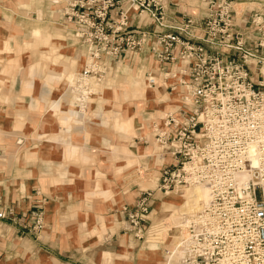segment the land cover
<instances>
[{"label": "built area", "instance_id": "2783aa9c", "mask_svg": "<svg viewBox=\"0 0 264 264\" xmlns=\"http://www.w3.org/2000/svg\"><path fill=\"white\" fill-rule=\"evenodd\" d=\"M168 10L167 0H68L62 22L87 58L72 91L86 107L110 65L154 58L148 86L170 105L140 141L169 162L156 188L139 189L130 230L145 238L156 193L204 187L209 201L183 215L167 264H264V0H207L204 17L182 21ZM139 176L152 180L146 166Z\"/></svg>", "mask_w": 264, "mask_h": 264}, {"label": "rangeland", "instance_id": "374dc122", "mask_svg": "<svg viewBox=\"0 0 264 264\" xmlns=\"http://www.w3.org/2000/svg\"><path fill=\"white\" fill-rule=\"evenodd\" d=\"M172 1L175 4L172 7H180L190 16H198L205 7V4L200 3L199 0ZM41 29L50 36L45 38L44 32H41L39 44L31 45L27 42L25 45L16 44L15 50L9 49L7 54L0 52V110H4L2 115L12 107L11 101L7 98L13 97L18 102L15 106L17 111L11 116L12 120L5 116L1 118L3 124L1 123L0 126V174L13 173L14 179L11 182L0 180V210L7 212L18 210L20 212L18 217L24 216L27 231L38 236L49 229L48 222L53 218L47 209V206H53L54 202H57L51 195L53 193L57 192V197L61 196L62 201L61 203L58 201L59 205L69 202L79 204L78 211H80L73 214V220H77L80 214H86L95 205L107 202L106 206L109 203L110 206L112 205L109 213L114 215L112 219H108L107 230H104L106 223L101 216L99 219L104 231L94 232L89 229L88 234L76 236L77 241H74L73 245L79 251H84L94 242L93 238L103 242L113 234L112 232H115V222L119 215L120 222L123 223V218L125 219L123 226L124 229L126 228V233L133 235V239L139 243V246L136 249L134 245L125 241L122 257L117 256V259L113 261V257L107 256L104 264H117L119 259L129 260L134 252L140 256L144 251L148 258H151L149 261L153 262L152 264H167L166 250L168 248L166 247L173 243L172 237L179 234L176 228L182 227L184 230L181 220L183 215L191 214L195 210L194 197L196 196L188 195L189 191L195 189L185 190L179 194L162 193L165 199L163 209L168 212L162 214L157 220L152 217L151 227L149 226L142 240H139L136 233L130 230L131 224L128 221V212L135 205L133 201L129 202L131 198L127 194L133 192L130 188H134L135 185L143 189L156 188L154 179L159 176L158 166L165 161L157 154L153 146L140 149L134 141L136 129L138 130L140 125L147 126L149 122L151 114L148 111L155 107L157 102L167 101L165 97L160 98L165 94L162 90H154L148 86V75L159 69L158 63L154 58L151 59L144 54H131L119 63L110 65L106 77L98 83L100 87L97 98L89 100L90 115L79 117L72 114L75 113L76 107L71 91L75 78L86 64L85 47L77 37L74 27L67 30L63 25L60 28L62 30H59L52 24H41ZM49 30H55V32ZM34 57L35 59L39 57L38 68L33 64V61H36ZM35 78L39 79L41 84H34L33 89H26L25 85ZM50 80L53 81L50 82ZM138 82L140 85L136 89L135 84L138 85ZM28 87H32V84ZM35 92H41L40 99L37 100L34 96ZM58 102V108L53 109ZM123 110L129 112L133 119V131L130 132L132 135L126 141L123 139L124 136L121 138L122 136L113 127L116 113L123 114L121 113ZM93 112H99L103 116L102 120H109V124L100 126L99 123L102 120L93 117L95 115ZM117 120L120 121L119 118ZM91 123H95L97 127H92ZM116 125L118 126V122ZM59 126L60 129H58ZM84 126L89 127L87 133L81 132ZM55 128L58 130L55 131ZM41 129L44 131L41 132ZM85 134L89 143L90 141L99 143L104 138L107 141L108 152L96 154L84 149L76 151L75 147H68V142H72V145H80L84 141ZM93 135L95 138H92ZM50 141L57 143L62 141L61 143L66 144L61 151L63 158L56 159L62 163L54 167L41 166L43 159L49 160V157L54 159L53 156L58 155L55 148L44 146ZM48 151H51L50 155L46 154H49ZM142 166H146L151 172V182L139 176ZM41 167L48 169L47 171L54 177L48 181H41L40 178L39 182L43 184L41 189L38 187L31 191L27 184L33 177L32 170L41 171ZM86 183L90 185V188L84 191L82 186ZM106 188L112 191L109 196L102 195ZM92 191L95 194H90ZM13 192L18 195L11 196ZM125 198L128 203L124 202ZM19 200H25V203H20ZM10 218L19 220V218L9 217L0 222H6L5 220ZM98 228L95 227V229ZM4 232H6L4 226L0 227V236ZM144 260L148 261L145 258Z\"/></svg>", "mask_w": 264, "mask_h": 264}, {"label": "crops", "instance_id": "0c3cea01", "mask_svg": "<svg viewBox=\"0 0 264 264\" xmlns=\"http://www.w3.org/2000/svg\"><path fill=\"white\" fill-rule=\"evenodd\" d=\"M68 0H0V52L1 54H7L9 52V49L15 50L16 44L25 45L31 44L36 45L41 38V24H52L56 29L62 30L60 28L63 27L62 22V9L66 6ZM200 3L205 4V7L201 10V13L197 16L195 15H189V13L186 10H183L182 8H174L172 5H175L172 0H167L169 4V10L168 14L171 18L177 19L179 21H182L188 17L194 18V19H200L204 17L206 14V2L207 0H199ZM74 26H66L65 28L69 30L70 28H73ZM75 29V27H74ZM76 30V29H75ZM50 31V30H49ZM52 32H55V30H51ZM50 31V32H51ZM44 37L49 38V34H46L44 32ZM39 44V43H38ZM146 57L147 54H144ZM35 59V57H34ZM152 59V58H151ZM32 60V59H31ZM36 61H33V64L38 68V62L39 57L35 59ZM39 76V75H37ZM135 80V78H134ZM53 80H50L52 82ZM20 83L22 81H19ZM28 83V82H27ZM26 84V82H25ZM32 87H28L31 86ZM34 84H41L39 82V79L32 81H29L28 84H26V89H33ZM140 83L138 82V85L135 84L136 89ZM72 98L75 101V107L77 116L79 117H87L90 115V107L89 104L84 109L86 112L84 113L81 111L78 107L77 103V97L74 94L73 91H71ZM34 96L40 99L41 98V92H35ZM98 95L94 96L93 99L97 98ZM161 99L164 98V96L160 97ZM9 101H11V110L8 109L6 111V114L4 113L2 115V111L0 110V126L1 123L3 124V121H1L2 117L5 116L6 118H9L12 120L14 115L16 113V107L18 105V102L15 100V98H7ZM58 103H55L53 109L58 108ZM53 106V105H52ZM168 105L166 106V102L161 100V102H157L156 106L153 107L151 110L148 111L149 114H151V117L158 118L162 111L167 110ZM5 109V108H4ZM11 111V112H10ZM116 113L115 115V121L113 124L114 129L122 136H124V140H128L129 137H131L132 134H130L131 131H133V119L130 117L129 112L126 110ZM71 114V113H70ZM74 114V113H72ZM85 114V116H82ZM93 117L103 119L99 112H93ZM7 115V116H6ZM75 115V114H74ZM117 118L120 119L117 120ZM149 118V119H150ZM45 120V119H44ZM109 120H102L99 125L106 126L109 124ZM118 122V126L116 123ZM10 123V122H9ZM12 124V122H11ZM92 127H97V125L94 123H91ZM89 126V125H88ZM83 127L84 130L81 132L87 133V128L89 127ZM61 127L59 126L58 129ZM55 128V131L58 130ZM75 129V128H74ZM73 129V130H74ZM1 131V130H0ZM14 131V130H11ZM44 131V129H41V132ZM137 134L134 136L135 145L139 146L141 148H148L150 145L143 144L140 140L145 135V133L148 132V127H143L140 125L138 130L136 129ZM75 133V130H74ZM84 141L80 145H72L70 142H68L69 148H74V150L78 149H84L87 151H91V153H106L107 151V144L106 140L103 138L102 141H95L89 143L87 141V135L83 136ZM92 138H95L93 135ZM57 141V140H56ZM56 141H50L44 144L46 147L55 148V150L58 152V155H54L53 158H50L49 160L43 159L41 161L42 165H48V166H56L61 165V161L59 162L56 159L63 158V152L62 147L66 144ZM77 143V142H76ZM46 153L47 155L51 154V151H48ZM54 152V151H53ZM164 162H169L168 158H165ZM43 168H46V166H43ZM48 170V169H47ZM46 169H42L41 171L38 170H32L33 177L29 180V184H27L28 187H30L31 191H34L35 188H40L42 183L41 181H48V179H53V175L51 172L47 171ZM31 177V176H30ZM14 176L13 173H8L6 175L0 174V180H7V181H13ZM35 180V181H34ZM33 181L35 183H33ZM134 186V188H130L132 194H127L131 200L136 203V201L139 198V189L141 187ZM14 188V187H13ZM84 191H87L88 188H90V185L86 183L85 186H82ZM56 190L55 188H53ZM50 190V189H49ZM13 191H16L13 189ZM111 189L106 188L102 192L103 196H109L111 194ZM62 193V192H60ZM88 193V192H87ZM90 194H95V192H90ZM134 194V195H133ZM18 195L16 192L11 193V196ZM52 197L56 198L57 202H54L53 206H47L49 212L53 215V218L48 222L49 229L38 236H35L33 233H30L27 231L28 228L24 225L26 223L24 216L19 218L20 212L18 210H15L14 208V218L19 220H13V218H10V220H5L6 222H0L2 225H0L1 228L6 229V232L2 233L0 236V264H104L105 258L113 257V261L117 259V256L122 257L121 253L124 250L125 241L130 243L131 245H134L137 249L139 246V243L133 239V235H130L126 233V228L124 229V223L125 219L123 218V223L120 222L121 216L117 218V221L115 222V228L112 232L113 234L105 239L103 242H99L100 240H95L93 238V243L90 244V246L86 247V250L79 251L75 245H73L74 241H77L76 236H81L88 234L87 232L92 230L94 232L104 231L107 230V227H109L108 219H112L114 215L109 213L110 203L108 206H106L107 202L101 204L99 203L97 206L89 211H87L86 214H80V216L73 220V214L80 209L79 204H58V201L61 203V196L57 197V192L51 194ZM70 195V194H69ZM72 196H75V194H71ZM126 195V193H124ZM123 195V196H124ZM24 199V198H23ZM126 199V198H125ZM164 197L162 196V193H156L151 201V212L148 216V219L150 220L149 224L153 221L154 218L157 220L162 214L167 213V210H164ZM20 203H25V200H19ZM125 203H128L127 199L124 200ZM132 202V203H133ZM105 204V206H104ZM59 205V206H57ZM66 206V207H65ZM126 206V204L124 205ZM106 207V208H105ZM16 209H18L16 207ZM1 211V210H0ZM17 211V212H16ZM80 211V210H79ZM78 211V212H79ZM16 213V215H15ZM109 213V214H108ZM50 216V215H49ZM101 216L104 217L106 227L104 230L101 228V220L99 219ZM127 217V216H126ZM151 217V218H150ZM153 217V218H152ZM95 227H99L98 229H95ZM101 228V229H100ZM90 229V230H89ZM109 229V228H108ZM109 231V230H108ZM107 231V232H108ZM110 231H113L110 229ZM89 236V235H86ZM89 239V238H88ZM87 239V241H88ZM92 241V240H91ZM90 241V242H91ZM172 244L169 246L171 248ZM167 250H169L170 248ZM135 249V251H136ZM166 250V251H167ZM151 252V251H150ZM120 254V255H119ZM142 255V256H141ZM139 256V254H136V252L133 253L131 258L129 260L119 259L117 261V264H152L153 262L149 261L148 255H146V251L142 252ZM156 256V255H155ZM145 259L148 261L146 262ZM151 259V258H150ZM155 260H157L155 258Z\"/></svg>", "mask_w": 264, "mask_h": 264}, {"label": "bare ground", "instance_id": "6f19581e", "mask_svg": "<svg viewBox=\"0 0 264 264\" xmlns=\"http://www.w3.org/2000/svg\"><path fill=\"white\" fill-rule=\"evenodd\" d=\"M84 69V68H83ZM78 76L79 75H77V77L75 78V82H74V84L73 85H75V83H76V81H77V79H79L78 78ZM96 92H97V94H99L98 93V91H99V87H100V85L99 84H96ZM84 104V103H83ZM78 107H79V109L81 110V111H83L84 113L86 112L84 109L86 108L85 107V105L84 106H82L81 104H79L78 105ZM75 113V115L77 116L78 114H77V112L76 111H74ZM82 116H85V114H83ZM192 189V188H191ZM191 189H188V190H191ZM193 189H195V190H193V191H189L188 192V195L190 196H196V197H194V200H195V210H193V212L191 213V214H193V213H195V212H197V211H199L201 208H202V206L204 205V204H206L208 201H209V193H208V190L206 189V188H204V187H200V186H198V187H194ZM185 196V195H184ZM190 196V197H191ZM198 202H199V204H198ZM199 207V208H198ZM191 208V207H190ZM177 213V212H176ZM189 215V214H188Z\"/></svg>", "mask_w": 264, "mask_h": 264}]
</instances>
